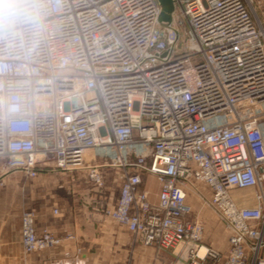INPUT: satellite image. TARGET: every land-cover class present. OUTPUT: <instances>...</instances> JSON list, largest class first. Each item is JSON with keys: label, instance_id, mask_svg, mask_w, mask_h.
Returning a JSON list of instances; mask_svg holds the SVG:
<instances>
[{"label": "built area", "instance_id": "built-area-1", "mask_svg": "<svg viewBox=\"0 0 264 264\" xmlns=\"http://www.w3.org/2000/svg\"><path fill=\"white\" fill-rule=\"evenodd\" d=\"M33 2L35 23L0 32L7 172L84 171L105 197L103 169L118 168L119 194L97 210L137 240L185 245L181 264H247L249 253L264 264V0H174L185 50L182 20L164 25L158 0ZM146 173L159 181L156 202L141 189ZM247 189L252 206L233 194ZM191 194L231 231L226 253L203 242ZM36 218L22 213L26 253L74 239L38 232Z\"/></svg>", "mask_w": 264, "mask_h": 264}, {"label": "crops", "instance_id": "crops-1", "mask_svg": "<svg viewBox=\"0 0 264 264\" xmlns=\"http://www.w3.org/2000/svg\"><path fill=\"white\" fill-rule=\"evenodd\" d=\"M257 12L263 21L261 11ZM5 169L0 160V264H181L185 245L176 248L146 245L125 226L99 212V203H107L117 195L107 188L106 196L101 197L84 179V171L45 167L39 169L36 178L30 179L21 172ZM197 186L210 195L207 186L201 183ZM141 189L148 191L151 201H157L160 184L155 176L144 174ZM254 195L255 189H247L235 193L234 197L239 204L252 206ZM195 197L199 196L191 194L189 197L192 205ZM197 203L199 211L196 213L194 208L193 211L204 222L203 242L226 253L231 231L220 217L200 215L202 210L212 207L204 206L201 200ZM25 209L36 211L38 232L47 229L58 237L70 234L74 239H64L55 247L26 253L21 234ZM248 256L247 264H253V254ZM259 257H264V246Z\"/></svg>", "mask_w": 264, "mask_h": 264}, {"label": "rangeland", "instance_id": "rangeland-1", "mask_svg": "<svg viewBox=\"0 0 264 264\" xmlns=\"http://www.w3.org/2000/svg\"><path fill=\"white\" fill-rule=\"evenodd\" d=\"M175 17H176L177 21H179L180 19L182 20V23L179 25V28L181 31L180 48H181V50H185L186 45H187V28H188V26H187L186 20L180 16V13L178 11H176ZM87 151H88L87 153H89V154H95L96 153V151L94 149H89ZM137 151H139V150H137ZM139 152H141L142 154L145 153V151H139ZM89 158L90 157H87V159H89ZM97 162L98 163H106V162L111 163V160H110L109 156H104V157L97 156ZM103 171L105 172V179H104L105 180V189H106L105 191L107 192L108 191L107 188H109L110 190H114L116 195L118 196L120 188H121V184H122V179H121L122 171L118 168H113V167H106L103 169ZM84 179L86 180L87 178L84 177ZM87 181L90 183L89 184L90 187L94 188L93 183L88 179H87ZM237 192H239V190L234 191L233 194H235ZM198 200H201V199H199V197H195L193 199V205H192L194 210L196 211V213L199 211L197 208ZM202 204L205 206L203 201H202ZM205 209L206 210H202L200 212V215H202L203 217H220V215L217 213V211L214 210L213 208L208 207ZM196 216L199 217L198 215H196ZM202 216H200V217H202Z\"/></svg>", "mask_w": 264, "mask_h": 264}, {"label": "clouds", "instance_id": "clouds-1", "mask_svg": "<svg viewBox=\"0 0 264 264\" xmlns=\"http://www.w3.org/2000/svg\"><path fill=\"white\" fill-rule=\"evenodd\" d=\"M36 12L33 0H0V32L35 23Z\"/></svg>", "mask_w": 264, "mask_h": 264}, {"label": "water", "instance_id": "water-1", "mask_svg": "<svg viewBox=\"0 0 264 264\" xmlns=\"http://www.w3.org/2000/svg\"><path fill=\"white\" fill-rule=\"evenodd\" d=\"M161 6L160 21L164 24H171L174 19L175 3L174 0H158Z\"/></svg>", "mask_w": 264, "mask_h": 264}, {"label": "bare ground", "instance_id": "bare-ground-1", "mask_svg": "<svg viewBox=\"0 0 264 264\" xmlns=\"http://www.w3.org/2000/svg\"><path fill=\"white\" fill-rule=\"evenodd\" d=\"M87 152H88V151L85 152V156H86V157H92V156L94 155V154H89V153H87ZM4 171H6V169H5Z\"/></svg>", "mask_w": 264, "mask_h": 264}]
</instances>
